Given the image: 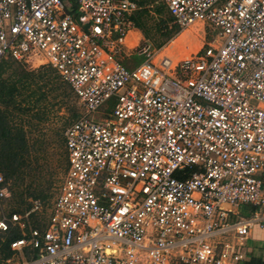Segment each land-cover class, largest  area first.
<instances>
[{
	"label": "built area",
	"instance_id": "2783aa9c",
	"mask_svg": "<svg viewBox=\"0 0 264 264\" xmlns=\"http://www.w3.org/2000/svg\"><path fill=\"white\" fill-rule=\"evenodd\" d=\"M162 3L213 37L127 67L135 0H0V61L51 67L81 106L47 218L0 216L21 233L2 264H240L264 229V0Z\"/></svg>",
	"mask_w": 264,
	"mask_h": 264
},
{
	"label": "rangeland",
	"instance_id": "374dc122",
	"mask_svg": "<svg viewBox=\"0 0 264 264\" xmlns=\"http://www.w3.org/2000/svg\"><path fill=\"white\" fill-rule=\"evenodd\" d=\"M160 3H162V0H146L145 6L151 10L149 13L148 22L146 23V26L149 30V36L144 38L139 30L132 28V30L138 32L139 42L137 43L136 41V43L131 47H126V55H124L123 53L119 54L124 63H128L129 61L132 62V64H127V67L138 65L143 61L142 55L137 53L139 50L140 42H148L151 48H160L157 47V44L161 42L163 38H161L157 33L154 32L153 25L158 20V18H166L168 16L165 8L162 9L160 14H155L152 11V6L156 4L160 5ZM206 25L207 26L202 27L200 23L192 24L188 29L181 31L182 33L179 32L175 37L163 44L167 47L166 51L172 53H180V51L182 52V50L177 51L178 48L171 50V47L173 48L171 44L178 38L182 39L178 47L181 46L180 49L186 50L187 54L199 50L214 35V33L210 29V26L208 24ZM171 41L173 42L171 43ZM3 65V67L5 68L4 73H2L3 78H11L13 76H15L16 78L24 72H27L31 76H35L36 74H38V72L45 73V71L49 74V76L43 79L42 82H39V84H43V89L45 90L46 95L42 100H40L38 108H40L41 110H45L46 116L41 121H38L32 117L31 114L33 113V111H29L25 115H20L12 112L11 110L12 116L10 118V125L13 128L22 127L25 132L26 139L29 142L34 141L35 138H41L45 142V145L43 147V158L39 159V161L37 160L38 163L32 164L33 166H38L39 168L36 169V171L31 170L28 175H24L22 182V187L25 186V184L34 186L37 182H40V185L42 186L43 193L42 195H39L37 197V199H39L42 203V208L35 215H32L33 219L30 218L31 222H34L35 220L36 223L39 222V220H45L47 218L50 203L55 196L56 189L58 188V185L61 182L65 172L64 161L58 155L57 151L60 145L58 140L63 137V132L66 126L72 121V119H74L76 115L79 114V112L81 111V106L78 99L71 91L69 93V101L67 102L59 99L58 96H55V90H53L55 88V72L51 67L43 64L39 66L35 65L34 67L27 69L18 66L13 62H10L9 60L5 62L3 61ZM60 80L62 81L61 78ZM32 86H35V84L32 83ZM19 97V95L16 97L17 100H19ZM2 108L3 107L0 106V109ZM4 181L5 185L8 186V188L9 186L12 187V189L15 188L12 186V179ZM20 187L21 186H16L17 190L20 189ZM16 198H18V196L12 195L10 191L9 197L0 200V216H2L3 214L8 215L11 208L15 207L16 205ZM23 199L26 204L21 205L20 208L22 209H24L27 204H30V199L34 198L29 195H23ZM239 209L241 210V207H239ZM241 214L243 215L244 212H241ZM3 236L4 235L0 234V240H2ZM2 257V254H0V264L4 262Z\"/></svg>",
	"mask_w": 264,
	"mask_h": 264
},
{
	"label": "trees",
	"instance_id": "16d2710c",
	"mask_svg": "<svg viewBox=\"0 0 264 264\" xmlns=\"http://www.w3.org/2000/svg\"><path fill=\"white\" fill-rule=\"evenodd\" d=\"M136 3L138 9L128 17V20L132 22V28L139 30L143 37L146 38L149 36V30L146 23L148 22L151 10L145 6L146 0L136 1ZM163 8H165L163 3H160V5L156 4L152 6V11L155 14H160ZM167 14L168 16L166 18H158L153 25L154 32L163 38L161 42L157 44V47H161L180 32L179 27L176 25L171 15L168 12ZM144 42H140L139 48ZM8 60L23 68L30 69V67L22 62L9 58L0 61V106L3 107L0 109V172L3 176V184H5L4 180H13L12 186L15 188L12 189L10 186L9 188L7 186V188L9 192L11 191L12 195L18 196V198H16L15 207L11 208L8 213V215H10L14 212L21 213L30 207V204H27L24 209L20 208L21 205L26 204L23 195H29L34 199H37L39 195H42L43 189L40 182H37L34 186L25 184L23 187L22 182L24 175H28L31 170L36 171V169L39 168L32 164L38 163L39 159L43 158V147L45 145V142L41 138H35L34 141L29 142L26 139L22 127L13 128L10 125V118L12 116L11 110L20 115H25L29 111H33L31 114L32 117L41 121L46 116V112L45 110L38 108V105L40 100L45 97L46 92L43 89V84H39V82H42V80L48 77L49 74L45 71V73L38 72L35 76H31L27 72H24L16 78L15 76L11 78H3L2 73H4L5 69L3 67V61L5 62ZM63 82L64 81H61L60 77L55 72V88L53 89L55 90V96H58L59 99L67 102L69 101V93L70 91L72 92V90L66 82ZM32 83H34L35 86H32ZM18 95L20 96L19 100L16 98ZM78 115H76L74 119ZM58 141L60 143L57 150L58 155L63 159L64 169H66V152L64 149L63 137ZM16 186L21 187L17 190ZM33 224L35 225V220ZM0 234L4 235L2 240H0V254L3 256L2 259L5 260L12 253L9 248L10 242L20 238L21 233L16 227H10L7 231L0 232ZM246 264H260V262L251 259Z\"/></svg>",
	"mask_w": 264,
	"mask_h": 264
},
{
	"label": "crops",
	"instance_id": "0c3cea01",
	"mask_svg": "<svg viewBox=\"0 0 264 264\" xmlns=\"http://www.w3.org/2000/svg\"><path fill=\"white\" fill-rule=\"evenodd\" d=\"M128 32L131 33V35L129 33H127L128 37L126 36L127 38H125L126 40L124 41V43H125L126 47H131L133 44L136 43V41H137V43L139 42V39H138L139 37H138V32H135L132 29H130ZM135 36H137L138 40L135 38ZM127 39H129V40H127ZM174 40H176V39H174ZM173 41H171V43ZM175 42H173L172 44L170 43L171 46H173V48L171 47V50L178 48L177 51L182 50V52L180 51V54H187L186 50L180 49L181 46L178 47V44H174ZM126 47L124 48V52H125ZM242 251L244 253V258L240 262V264H246L251 259L258 260L260 262V264H264V229H260L256 226L253 227L250 235L244 241V246L242 247Z\"/></svg>",
	"mask_w": 264,
	"mask_h": 264
},
{
	"label": "bare ground",
	"instance_id": "6f19581e",
	"mask_svg": "<svg viewBox=\"0 0 264 264\" xmlns=\"http://www.w3.org/2000/svg\"><path fill=\"white\" fill-rule=\"evenodd\" d=\"M128 33H129V32H128ZM129 34L131 35V33H129ZM130 35H129V36H130ZM126 36H127V35H126ZM127 37H128V36H127ZM135 38H136V36H135ZM127 40H129V39H127ZM124 41H125V39H124ZM124 41H123V42H124ZM181 41H182V39H181V38H178L175 44H178V45H179V44L181 43ZM124 44H125V43H124Z\"/></svg>",
	"mask_w": 264,
	"mask_h": 264
}]
</instances>
